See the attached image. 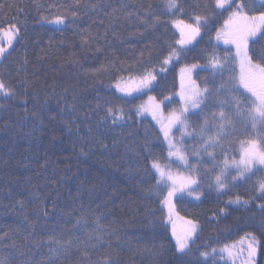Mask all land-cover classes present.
Here are the masks:
<instances>
[{
	"label": "trees",
	"instance_id": "obj_1",
	"mask_svg": "<svg viewBox=\"0 0 264 264\" xmlns=\"http://www.w3.org/2000/svg\"><path fill=\"white\" fill-rule=\"evenodd\" d=\"M105 2L116 4V0ZM179 2L183 4L184 0ZM201 2L209 4L210 10L214 8L215 0ZM52 3H71V0H0V27L7 28L14 23L20 28L19 39L9 50L11 56L0 60V75L23 78L27 74L33 84L27 112L22 98L7 101L0 98V235L7 233V238L0 241V258L11 254L14 262L24 259L18 256L17 249L27 251L25 246L32 247V238L24 239L28 230H34L36 241H47L49 235H59L64 227H71L65 222L70 219L68 214L74 213L86 215L88 231L95 227L96 218L103 227L118 229L112 241L114 259L119 264H177L173 230L182 234L190 226L177 222L176 209L184 219L198 226L193 246L196 258L200 252L211 253L213 248L219 252L224 245L234 243L241 245V252L247 249L248 243L244 239L241 244V239L251 233L257 240L258 264H264V228L260 227L264 212L257 207L264 201L256 198L259 193L253 191L252 184L217 191L216 172L212 171L211 164H205L204 170L194 173L199 181L200 200L179 196L172 203L174 208L169 219L168 209L161 203L167 194L166 186H157L156 174L149 171L152 157L146 159L143 149L147 137L152 155L166 162L167 146L161 126L152 118L136 115L146 96L163 100L177 93L178 73L183 66L206 65L213 53L223 58L230 50L234 56L232 48L222 47L216 39V32L224 27L229 13L224 11L214 17L210 31L201 32L193 46L185 48V54L162 65L170 49L180 48L176 44L180 34L172 21L190 23V10L161 15L167 26L157 31L146 32L142 24L128 23L121 17L114 24L115 33L109 31L106 41L101 39L99 44L91 43L88 47L81 42L77 27L103 34L104 26L93 23L89 17H82L72 26L48 25L41 17L51 19L53 13L47 6ZM128 3L137 7L152 4L158 14L165 11V0H128ZM101 18L107 23L105 17ZM146 45L152 49L150 60ZM249 46L252 47V42ZM141 52L145 58L143 67L136 63ZM25 56L29 63L21 71ZM73 60L79 64L74 65ZM112 62L118 68L131 66L133 75L142 72L144 67L154 69L157 81L142 95L125 96L118 92L116 85L129 79V73L102 69V65ZM232 67V74L238 77V62ZM194 75L204 87L209 72L201 68ZM97 92L101 103L107 101L122 107L131 120L122 127H97V117L87 115L91 111L89 105L94 107L97 102ZM73 95L77 97L75 102ZM73 103L77 108L74 113L68 110V105ZM177 103L175 99L173 105ZM66 120L74 121L71 132ZM98 141L107 148L101 147ZM216 151L219 154V149ZM238 152L239 143L234 141L228 155L239 157ZM190 160L195 164L193 158ZM149 190L155 194L148 195ZM237 196L249 204H230L229 200ZM44 211L48 212L47 219L42 218ZM79 235L81 240L87 239L84 233ZM64 238L67 239V234ZM13 243L15 248L10 246ZM34 252L37 259L46 255V243ZM80 255L73 250L63 264H74ZM215 256L210 255L207 264H224L225 260L231 264L227 255L223 259Z\"/></svg>",
	"mask_w": 264,
	"mask_h": 264
},
{
	"label": "snow or ice",
	"instance_id": "obj_2",
	"mask_svg": "<svg viewBox=\"0 0 264 264\" xmlns=\"http://www.w3.org/2000/svg\"><path fill=\"white\" fill-rule=\"evenodd\" d=\"M47 8L50 13H53L51 19L46 16L41 17L47 23L72 26L82 17H89L93 23L98 22L104 26L103 34L99 31L93 33L89 28L77 27L76 31L81 36V42L88 47L91 43L99 44L101 39L106 41L109 31L115 33L114 24L121 17L125 22L135 25L142 24L146 32L150 29L157 31L159 28L167 26L161 20V15H174L177 11L184 13L190 10L192 13L190 23H185L184 20L173 21L175 26L180 29V39L176 41L180 48L170 49L162 60V65H167L174 57L179 58L185 54V47L191 44L201 32L211 30L214 17L227 11L228 18L224 22V28L217 30L216 39L218 41L223 39L225 44L234 45L235 55L232 56L230 50L223 58L213 53L209 56L206 65H191L188 69L189 72L197 67H202L209 72V78L203 88L196 86L191 88L186 95L181 94L183 102L181 108L173 110L161 118L157 115L158 104L151 107L142 105L137 109L136 115L139 116L142 112H151L153 119L161 126L160 130L167 143L168 157L175 158L190 173L187 176L182 173L173 175L170 164L162 163L152 155L147 137H145L143 146L146 153L145 158L152 157L149 171L154 170L157 186L162 183L167 186V195L161 203L167 207L169 219H171L174 208L172 198L178 193L187 192L190 196L195 195L196 199L200 198L197 191L199 181L194 178L193 174L204 170L205 164H211L212 171L216 172L214 187L217 191H230L238 185L251 183L253 191L259 193L256 198L264 201V43H261L264 41V0H239L238 3L236 0H215L214 8L211 10L209 4L203 3L201 0H184L183 4L179 0H165V11L159 14L153 11L152 4H141L137 7L130 5L128 0H116L115 5L105 2V0H71V3H52ZM217 10L222 11L218 12ZM101 17H105L107 23ZM19 33L20 28L14 23H11L7 28L0 27V34L7 38L6 41L0 40V59H7L11 56L12 53L9 49L14 48V42L18 41ZM139 34L143 35L144 33ZM250 41L252 47L249 46ZM257 44L260 45L258 49L256 48ZM145 50L149 52L148 59L150 60L152 49L146 45ZM229 56H231V60H229ZM237 60L240 65L238 77L232 74L234 71L232 65ZM28 63L25 56L20 70H24ZM71 63L79 64L75 60ZM136 63L143 67L144 52H141ZM102 69L129 73V79L135 87L121 88L119 84L116 85L119 91L126 95H132L133 92L143 93L145 89L151 90L153 83L157 81L155 70H149L147 67H144L143 71L136 75L132 74L131 66L126 69L118 68L115 62L102 65ZM163 71L164 68L161 67V72ZM181 71L184 72L185 69ZM226 74H228L227 79H225ZM120 79L122 80L123 77L121 76ZM32 87V81L27 74L23 78L13 77L11 74L8 77L0 75V98L5 101L22 98L26 112L29 90ZM96 96L97 102L94 107L89 105L91 111L87 115L97 117V127H122L131 120V116L122 107L110 105L107 101L101 103L99 92L96 93ZM32 99L35 97L33 96ZM148 99L155 101L153 96H149ZM72 100L75 102L77 97L73 95ZM68 110L73 113L77 112L75 103L69 104ZM73 123L74 121H65L70 132ZM173 129L180 133L179 139L172 135ZM91 130L89 127L88 131L91 132ZM185 138L192 140L193 145L186 146ZM234 141L239 143L238 159L228 155L229 148ZM98 143L101 147L107 148L106 144L100 141ZM115 143L116 141H113L114 145ZM217 149H219V154H217ZM190 158L195 160V164L190 163ZM254 177H256L255 180ZM153 194L155 193L149 190L148 195ZM229 203L247 206L249 201H242L241 197L237 196L235 200H229ZM257 207L264 212V202L259 203ZM68 215L70 219L65 223L66 225L70 224V228L64 227L59 235H49L47 241H36L34 230H28V235L24 236V239L29 240L31 237L32 247L25 246L27 251L17 249L18 256L25 258L14 262L9 254L8 257L0 258V264H63L64 258L70 255L73 250L81 254L74 264H119L118 260L114 259L116 253L112 241V237L118 233L115 226H111L110 229L105 228L100 224L99 218H96L93 221L95 227L88 231L90 225L86 215L74 213ZM42 218H48L47 211L43 212ZM187 223L190 227L182 234H177L175 230L172 233L175 239L177 264H207L209 256L217 254V249L213 248L211 253L200 252L199 258H196L193 255V246L198 235V226L192 220ZM29 227L31 228V226ZM260 227L264 228V218L260 221ZM53 231L55 232V229ZM79 233H84L87 239L81 240ZM65 234H67V239L64 238ZM5 238H7V233L0 235V241ZM244 239L248 241V260L245 261V264H250L251 257L257 252V240L251 233L245 234V237L240 241L241 244ZM93 241L95 242L93 243ZM45 243L47 254L38 259L35 258L34 249L44 247ZM10 246L16 247L15 243ZM116 247H119L118 243ZM234 248L235 243L231 246L224 245L218 254L222 259L224 255L232 259L234 258ZM224 264H229V262L225 260Z\"/></svg>",
	"mask_w": 264,
	"mask_h": 264
},
{
	"label": "rangeland",
	"instance_id": "obj_3",
	"mask_svg": "<svg viewBox=\"0 0 264 264\" xmlns=\"http://www.w3.org/2000/svg\"><path fill=\"white\" fill-rule=\"evenodd\" d=\"M173 21H176V20H173ZM45 23H47V22H45ZM47 24L48 25H51V26H56V27H63L64 26V24H60V25L55 24V23H47ZM173 25L176 28L177 32L180 34V29L177 28L174 23H173ZM223 28H221V29H223ZM201 34L199 36H197L196 39H198V37H200ZM179 39H180V37H179ZM196 39L191 44L187 45L185 48H188V47L193 46V44L196 41ZM0 40H5L6 41L7 38L4 37L2 34H0ZM218 44L221 45L224 48L225 47L232 48V52L235 55L236 49H235V46L234 45L225 44L223 42V39L219 40L218 41ZM4 46L6 47L7 44L5 43ZM237 62H238V72L237 73H238V76H239V73H240V65H239V61L238 60H237ZM197 65H199V64H197ZM189 68H190V66H183V68H180L179 73H178V75H179V86H180V88H179V90L177 91V93L174 96H168V97L164 98L163 100H158L157 98H155V101H149L148 97L149 96H153V95H148V96L145 97V100L143 101V104L142 105L143 106H149V107H151L154 104H158L159 105V109L157 111V115L158 116H161V118H163V116H167V114L170 113V112H172L173 110H176V109L181 108L183 106V102L181 100V94L182 93L186 95L191 88L196 87V86H199L200 88H203L201 85H199L197 83V80H196L195 75H194L195 72L198 69H201L202 67H197L196 69H192L191 72L188 71ZM182 69H185V71L182 72L181 71ZM119 86L121 88H125V87L126 88H133V87H135L134 83L130 79H125V80L120 81ZM116 89L118 90L119 93H121V94H123L125 96H129V97L136 96V95H142V93H139V92H133L132 95H126L125 93L119 91V89L117 87H116ZM147 91H149V90L148 89H145L143 91V93H146ZM175 99H178V103L176 104V106L173 105ZM141 114H142V116H146V117H149V118H152L153 119L151 112H142ZM172 135L175 138H177V139L180 138V133L176 129H173ZM163 138H164V136H163ZM185 143H186V146H189V145H192L193 144V141L190 140L189 138H185ZM166 146H167V143H166ZM230 156H235V155L234 154H231ZM234 158L238 159L239 157H234ZM162 163H166V164H170L171 165V171H172L173 175H177L179 173H182L183 175L187 176V175L190 174L184 168V166L182 164H180L179 161H176L175 158L168 157V155H167L166 162H162ZM190 163H191V160H190ZM193 175H194V178H196L198 180V177L196 176V174H193ZM161 185H164V184L162 183ZM164 186H166V185H164ZM193 187H195V186H193ZM166 193H167V186H166ZM199 194H200V198H201V193L199 192ZM179 196H188V197H191L193 200H196V201H199L200 200V198L199 199H196V196L195 195L190 196V195L187 194V192H184V193H178L176 196H174L172 198V203ZM175 214H176V220H177V222H180L181 223L180 224L181 226H182L183 222L184 223H187V220L184 219L181 216V214H179L177 212L176 209H175ZM240 246H241L240 244H235V248L233 249L234 258H232V259L228 258L231 264H245V261L248 260V252H247V249L242 250L241 252H239V250H241V247ZM218 253L219 252H217V256H215V258L216 259H221V256ZM254 256H255V258H254ZM254 256L251 257L250 264H258V254H257V252H256V254Z\"/></svg>",
	"mask_w": 264,
	"mask_h": 264
}]
</instances>
